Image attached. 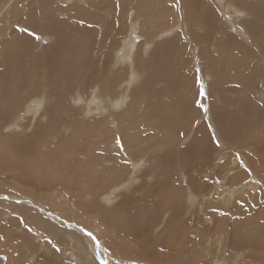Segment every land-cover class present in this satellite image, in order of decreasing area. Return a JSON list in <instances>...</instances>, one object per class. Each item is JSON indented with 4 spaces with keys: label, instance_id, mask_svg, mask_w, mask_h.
<instances>
[{
    "label": "rangeland",
    "instance_id": "374dc122",
    "mask_svg": "<svg viewBox=\"0 0 264 264\" xmlns=\"http://www.w3.org/2000/svg\"><path fill=\"white\" fill-rule=\"evenodd\" d=\"M30 1L31 0H26L25 1L26 3L24 4L17 2V5L18 4L19 5L16 7V9L12 10L9 13H6L7 14L6 17L10 15L12 16L10 18V21L12 22V24L7 30L6 36L8 37V32H10L11 29L13 30L11 31L15 32L16 34L12 35V38H10L9 40L10 46L7 44V49L5 51L12 50L11 47H13L14 52H16V54L18 53V55L19 54L23 55L25 60H23V66L19 68L16 61H13L12 64L2 63L1 62L3 61L2 60L3 55H2V58L0 59V72L1 74L7 76L8 78L4 79L5 80L4 83L0 82V89L4 93H6V96L2 100L0 98V102L2 101V106L0 105V109H2L6 113V116H7L9 113L12 112V110L9 108L10 104L15 103L19 98H21L20 92H29V93L35 94L41 91L42 87L45 88L47 94L50 96L51 101H53L54 103L53 104L54 107H52L53 109L51 108L49 110V114L51 115L52 119L49 122L50 124L47 126L46 125L44 126L42 122H39L38 120H36V117H38V112L35 114V119L29 125L27 124L28 122L23 121L24 127L22 126L21 128L17 130L14 129V131H10L6 129L5 128L6 123L4 121L0 123V150L6 160L5 163L4 161H0V176H3L2 178L3 186L1 185V181H0V209H1L0 210V213H1L0 214V245H2L0 246V264H1V261L3 262V264H14L15 262H16L15 264H27V263L33 264L32 262L33 259H35L36 261H39L38 259L40 258L41 260L47 259L45 260L46 263L48 262L50 264H79L75 260V256H72L70 254L69 255L65 254V251H64L66 250L65 246L66 247L68 246L76 247L78 245V243L76 244L73 240L71 241V238L69 239L68 237L69 235L67 236V234H70V233L72 234V236L82 238V240L85 241L86 243L88 242V244L91 243L90 244L91 248L90 249L88 248L90 250V255L88 257H91L94 259L98 258L99 264H111V263L113 264H148V263L151 264L148 260L147 261L144 260V258H146L147 255H145L144 253H140L141 251L139 250L142 248L141 245L134 246V244H132V241L133 240L135 241L136 239V241H138L136 243H139V244L140 243L144 244L147 242V248H148V245L152 246L153 244L151 243L152 242L155 243L157 239L160 245L161 243L163 244L164 239H167L169 236L168 226L176 225L175 223L177 224L182 223L181 218L183 220V218L186 215H188V211L190 209L194 211V216L196 217L199 214L201 215V216L199 215L200 217H203V216L205 217L206 215L211 214L212 212L215 213L216 215L214 214L212 216L213 224L210 225L211 227L214 225L215 221L218 220V218L220 217L219 218L220 227H218L217 229L215 228L216 231L223 230L222 232L223 234H228V235L234 234L236 237L237 236L239 237V241L242 239L241 241H243L242 243L244 246V251H243V248H241L243 252L239 256L240 261H237V254L234 253L230 249L231 248L230 244H227L224 248L221 249L223 256L225 258L228 257L227 258L228 262L224 261V264L226 263L233 264L234 260H236L234 264H258V261L254 258L255 256L260 257V253L263 256L261 260L263 264L264 248L263 249L260 248V243L264 242V238H261V237H264V228H263L264 226V221H263L264 219V161H263L264 159V150H263L264 149V140H263L264 135L263 136H260V135L264 134V122H263L264 121V70H262L264 67V62L259 61V55L252 50V47L250 46V44L247 43L246 40H244L241 36H239L238 43L236 44H239L240 46L238 48L233 47L229 45V42H230L229 37L226 36L222 32V30L216 31L215 34L203 38L201 45H199L196 49H194L193 46H194V43L195 45L197 43L192 42L188 38V34L187 35L185 34L186 35L185 36L184 34L181 33L182 34L181 36V34L173 35V33L169 32L170 34L168 33L167 35H165V37H162V38L160 36L158 38L159 40L157 39L154 43L151 41L150 43L152 44L148 45V47H151V48H148V47L146 48V46L142 47V45H141V48H139V43L142 41V38H139L138 40H134L132 37H129L130 39H126L122 41L125 44L124 46L126 47L124 48L123 44L120 43L119 45L120 47L118 46L117 48L119 50L116 49L114 51L115 54L113 53L112 55L113 61L112 62L108 61V63H106V55H105L106 53H104L103 50L106 47L108 46L111 47L113 45L112 44L114 41L113 38H115L114 35L116 31L115 29L116 25L114 26V24H116L117 18L120 19V15L118 16L116 13H114V10L112 9L109 10L110 7L115 8L116 6H118L120 10L123 12L125 10H129V11L134 10L135 14L137 13V15L139 14L142 16L143 18L142 23L144 22V19L150 22L149 24H147V28L150 27L148 31L155 33V32L162 31V28L166 22V19H168L167 18L168 15L165 16L164 14L160 15V13H156L155 15L152 16V15H149V12H155L159 9H162L163 7L165 8V7L171 6V4L169 5V3L172 2L173 0L172 1L161 0L160 4L156 6H153L152 4H150L148 0H147V3L146 1H143L144 3L143 2L140 4L138 3L136 5V6H139V5L141 6V10H143L141 12L138 10V7H134L135 5H132V4H131V7L128 9V2L130 0H127L128 1L127 3L125 0H124L125 2H121L122 0H97V1L96 0H78V2L82 4V5L80 4V7H79V4L74 3L70 6H67L68 8L64 4H62L60 0H32L33 1L32 6L29 8V12L26 13V8H28V4ZM113 1L114 2L117 1V3H114ZM82 2H85V3L89 2L90 4H85ZM100 4L102 5V7L100 6ZM93 5L97 7L92 8ZM21 8L24 10L23 11L24 13L21 12L22 11ZM135 8L140 13H138L135 10ZM149 8L151 10H149ZM18 9H20V11ZM104 10L105 12H103ZM28 13L30 14L28 15ZM30 15L34 17L33 18L34 20L29 19V18H32V17H28ZM129 15H130V12H129ZM163 15L165 17H163ZM36 16H39L40 19L42 17V20H40ZM35 20H37V23ZM152 21H154V23ZM161 21L162 23H160ZM61 22L63 23L65 30L68 31L69 33H67L64 30V28H62L63 25ZM40 23H43V24H40ZM102 23H104V25H102ZM45 24L48 25L49 31H53L55 33V36L65 35L67 41H69L67 43L69 46L66 44L62 48H57L60 51L59 56L56 57L51 62L50 65H47V56L49 52L43 51V48L46 47L49 44V42H51L49 35H44L42 33L45 30L44 28L47 27ZM229 24L230 23H227V25ZM94 27H96L98 31ZM113 27L114 29H112ZM231 29H233V27H231ZM85 30L86 32H84ZM112 30H114V33ZM71 31H73L74 33ZM177 32L178 30H176V33ZM82 35H84L85 38H82L84 37ZM123 35L124 34H122V36ZM1 38H0V47H1V43L5 40V37H3L2 39ZM72 38H75V39H72ZM153 38H156V36H154ZM76 39L78 42L82 40L83 44L86 43V45L83 46L82 42L80 41L78 43ZM108 43H111L112 45L111 44L109 45ZM127 43L128 45H126ZM157 43H160L162 46L159 47L157 50H155V45ZM223 43L225 44L223 45ZM132 44L136 47V49L135 47H133ZM176 44L178 45L179 48L177 47ZM213 44L215 46H213ZM169 45L171 46L169 47ZM77 46L78 47L81 46V47L77 48ZM202 46H206V49L203 48ZM68 47H69V50H68ZM82 47L84 50L82 49ZM85 47L86 48L88 47L89 49L87 48L88 50H86ZM215 47L219 49L218 53L215 50ZM130 48L132 50L131 53L132 54L135 53V56H138V58L135 59L136 65H138L144 71V76H143L141 83H139L137 86H135L130 91H128L129 93L126 92V94H124L126 86H127V81L129 80L128 72H129V69H131L130 65H125V62H126L125 60L129 55L128 52L130 51ZM149 49H150V52H148ZM126 51L128 55H126ZM14 52H12L11 54H13ZM118 52L120 53L121 56L118 54ZM239 54L241 55V57ZM161 55H163V57H161ZM207 56L209 57V59ZM103 58H105V60ZM224 58H228L229 60L231 59L230 61H228L231 63V65L228 64L227 62H224L225 60ZM98 59L100 61H98ZM143 59H148V60L147 62H142ZM78 60H80L81 62ZM86 60H88L89 62ZM205 60L208 62L206 63ZM73 61H75L77 65ZM148 61L151 63H149ZM156 61H160L163 63L157 64L159 62H156ZM101 63H104L103 64L104 66ZM109 63L111 65H107ZM152 63H154L155 65ZM91 64L93 65L91 66ZM75 65L77 67H75V69L72 68ZM79 65L83 67L80 66L81 67L80 68ZM86 67H88L89 70ZM119 67L121 69H119ZM260 67H262V69ZM101 71L103 72L102 74L100 73ZM112 72L118 76L115 78L114 76L116 75H113ZM86 74L89 75L90 80L87 77L88 75L86 76ZM209 74L213 75L212 81H214L215 83L214 85L210 84V79H209L210 77L208 76ZM101 75H104V76L100 77ZM105 75H107L108 77ZM96 76H99V78H96ZM155 77L156 78L158 77V78L155 79ZM106 78H109V80ZM102 79L103 80L105 79V80L103 81ZM101 81H103L104 83ZM110 81L111 82L113 81L112 82L113 85L111 84ZM58 83H59V87L57 88L58 85L56 84ZM95 83L96 84L98 83V84L96 85ZM101 84L103 85L104 90H101L102 89ZM201 84L203 85L204 95L200 94ZM110 87L112 88L110 89ZM62 88H64V91L62 90ZM106 88H109V89H106ZM181 90L183 94L180 92ZM120 92L121 94H119ZM63 94L67 96L65 97ZM73 94H75L76 96L77 95H80V96L84 95V97L86 96V98L89 99V101L93 105L97 103L95 101V98H97L96 94H98V97L100 99H102V97L104 96L103 101L108 102V105H110V106L105 107V108L109 107L108 110L104 108L106 110L105 114H100L99 118L96 116L95 117L96 119L91 118V119H95L96 121L86 120L88 117L82 113L83 115L80 116V119L82 118L81 127H84L85 125L86 129L88 130V133L86 134L83 140L79 138L82 128L75 127V133L71 135L68 131L65 130V127H64L65 125H63V124L69 123L68 122L69 114L77 113V110L75 111V107L72 103H70L69 97H68L69 95H73ZM179 94H182V96ZM108 95L111 98L110 97L107 98L106 96ZM58 96L62 98L65 104H63V102L61 104L60 102L56 101V98ZM119 96L121 97V99ZM35 97H36L35 95H28L26 97V101L30 99H34ZM176 100H178L180 104L177 103ZM110 102L114 103V106H112ZM117 104L119 105L117 106ZM55 108H57L58 112L57 110H55ZM173 109L175 110L172 111ZM109 110L112 112H110ZM63 112L67 114L64 115ZM119 112L121 113L123 112L122 113L123 115H121V113L119 114ZM122 116H125V117H122ZM149 116L151 117V119L149 118ZM14 118L15 120L16 119L21 120V117L18 116V114H14ZM101 118L105 122H101L102 121ZM109 119L111 122L109 121ZM145 119L148 122L147 124H145L146 123ZM221 121H224L226 128L223 125H221L222 124ZM249 121L251 124L249 123ZM248 123H249V127L247 125ZM102 124L105 126L101 127ZM149 124L151 127L149 126L147 127V125ZM92 126L93 128H91ZM220 126L224 127L228 131L226 135L220 132V129H219ZM147 128L148 129L150 128L151 130L150 129L148 130ZM86 129L84 130L86 131ZM130 129H132L133 133H131L132 131ZM192 132H194L195 134L190 135ZM3 133H6V134L1 135ZM97 133H98V136H97ZM112 133L114 134L113 136H111ZM148 133L151 136H149ZM152 133L153 134L155 133V134L153 135ZM180 133H182V135H180ZM126 136L129 139L126 138ZM34 137H36L37 142H33V143L27 142L29 139H32ZM113 137L115 139H113ZM116 137H118L117 141L119 142L122 148L118 151L119 161L118 160L115 161L117 165L119 166L117 170V172L119 173V176L117 179L121 178L123 180L122 182L128 181L127 183H123L124 185H122L120 189L125 190L127 189L128 186H131L134 189L140 183L144 186V190L142 192L131 191L130 193L131 199L127 200L126 199L128 198L127 196H125L126 198L124 197L126 201L119 199L118 206L114 208L112 211L106 212V215L104 216L105 218L106 217L109 218V222L111 223V226L114 225V228H115L114 235H116V237L118 236L117 240L113 239V241L115 242V246H118L120 242L121 244H123L120 246L121 249L123 250H129L130 248L131 249L134 248L136 249V251H139L136 253L128 252V255H121L122 253L121 249L115 248V250L119 252L118 256L115 257L112 255L113 260H110L107 257V253L105 252V250H103V247H102L105 245L108 246V243L111 242L109 238L112 236L109 233L105 237H103V235L97 236L96 234H94L93 231H90V228L88 226H91V223L89 221L87 222L88 225L85 222H83V226H85L84 228L82 227L81 224H79V222H74L65 217L59 216L61 213H67L68 217L75 219L77 211H78L79 214L77 215V220H80V219L85 220L84 211L86 208L89 209L90 208L89 206L92 205V204H87L85 206L77 207L70 197V194L75 192L71 188L70 185L68 187L69 191L66 194H64L63 198H61V200L59 201L60 205L58 206L59 208L58 210H60V212L58 215V213H55L54 205L51 201H46L42 199V200H34V203H29L26 200L24 201V199L29 200L30 198L18 193L15 190H12L9 187H5V185L10 183V178L12 176H11V173L2 171L1 168H5L8 165H16L18 166V169H16V172H15L16 174L14 173L13 170L11 171L12 174L14 175L13 177L22 178L23 176H20V174L21 175L27 174L28 179H30L33 176H31V174L24 167V164H22V161L30 163L33 156H36L38 161L41 160L43 162H46V157L49 154H52L51 152L52 147L54 146L53 151L55 152L56 149L58 148V145H60V147L65 145L69 147L68 149H75V148L79 149V146H81L79 150L83 152H86L88 150L87 152H89L91 157L95 156L98 159H100L101 157L103 158L109 157V156L114 155V152L112 153L110 152L112 149L110 147L111 142H109V138H111L112 140H116ZM259 139L262 141L261 143ZM217 141L220 143L217 144ZM179 142L181 144H179ZM122 143H124L125 145L124 144L122 145ZM132 143H135V144L132 145ZM155 143L157 145L159 144V146H156V148H155V145H156ZM144 144L145 146H143ZM225 144H228V145H225ZM98 145L99 147L102 146L100 152H99V149L96 148V146ZM231 145H234L236 149H231L230 153H236L238 156H240L239 158H237L236 154L229 153L228 146H231ZM258 146H260V148ZM109 147H110V150H109ZM95 148L98 150H96ZM32 149H36L37 151L41 150L40 153H44V154H40V153L29 154V151H31ZM22 151H26L28 153L25 158H23L21 155ZM129 151L130 152L134 151L132 153L133 155L143 154L145 157V160L136 168L137 174L136 173L134 174L133 164L135 163V161L133 160V156L130 154ZM164 151H166L165 155L167 157L164 155ZM242 151H244L247 155H245V153H243ZM94 152L97 153V156H96V153ZM106 152H108L109 154ZM175 152H178V153H175ZM17 153H19V156L17 155ZM104 153H106L107 155H104ZM255 153L257 154V156L259 155V157L261 156L263 158L262 159L260 157L262 162L261 160L258 159L259 157H257ZM119 155L120 156L122 155V157H120ZM190 155H192V157ZM251 155L253 158H251ZM83 159L87 160L88 158L83 157ZM204 159L205 161H202ZM254 159L256 161H254ZM206 160L207 161L209 160V161L206 162ZM121 161H124V162L122 163ZM165 161H166V165L164 163ZM198 161L199 163H201V165L198 164ZM213 161H214V164H213ZM125 162L127 163L125 164ZM202 162L203 164L206 163L207 165H205L204 167ZM223 162L225 163V165H222ZM86 163L87 162H85V164ZM119 163H121L122 166ZM251 163H254V164H251ZM107 164L109 163H106L105 166ZM255 164H257L256 165L257 170L254 171V169L256 168ZM176 165L179 167H177ZM198 165L201 168H199ZM216 165H218L219 167L215 168ZM230 165L232 168L230 167ZM241 165L242 167H239ZM252 165L255 166V168ZM123 166L125 168L122 169ZM128 166L130 167L132 166V167L130 168ZM140 166L142 167L139 168ZM251 166L253 167V169L251 168ZM234 167L236 168L234 169ZM202 168H204V170ZM230 168H231V172H235L236 174V176L234 175L233 178L231 175H233L234 173H229L230 172L229 170L226 171L227 169H230ZM124 169L126 171H124ZM248 169L249 170L251 169L252 172L250 171L251 173L250 172L248 173L247 171ZM238 170L239 171L241 170V173H240L241 175H239ZM192 171L193 173L191 174ZM221 171L222 173L225 172L226 175H224L225 173L222 174ZM210 172L213 173L214 175L212 174L210 175ZM105 173L106 171H104L103 173L104 176H105ZM121 173L123 174L120 175ZM198 174L201 176L198 177L199 176ZM160 175H163V176H160ZM192 175H195V176H192ZM129 176L130 177L137 176V177L131 180ZM196 176L198 178H196ZM239 176H242L243 178H239ZM91 177L93 179H101L103 176H97V175L89 176V180L91 179ZM150 177H152V179ZM252 177H255L254 181H257L255 182L256 184L254 185L255 187L252 186V183H254V181L249 180V178L252 179ZM139 179L140 181L137 182V180ZM145 180L148 182H146ZM159 180H160V184H162L161 186L158 183ZM60 181L61 179L59 178L58 183ZM84 181H86L87 184L89 185V182L86 179H84ZM149 181H151L152 183H150ZM196 181L199 184L197 183L196 185ZM102 182L104 183V181ZM192 182H194V185H192L193 184ZM201 182L203 183V188L201 187L202 186ZM145 184L147 185V188ZM163 184L165 185L164 187H163ZM188 186L190 189L188 188ZM218 187L222 189L224 194H227L228 192L235 193V195L233 196V200L235 201L233 202L234 204L232 205V207H234L236 211H231L230 205L229 207L225 205L223 207L222 204L221 205L218 204V207H217V205L214 204L213 200L211 201V203H213L214 205L210 203L209 205H202L203 204L202 198L208 196L211 193L215 194L216 189ZM252 187L256 189L254 188L251 189ZM234 189L238 193H236ZM240 189H242L243 191L245 190V191L239 192L241 191ZM257 189H259V191ZM161 190L163 191L161 192ZM209 190L211 191L213 190V191L211 192ZM253 190L254 192H252ZM88 191L95 192V189L91 186H88ZM192 192L195 193L194 197L192 195ZM190 193L191 195H189ZM206 193H208V195ZM258 193L260 197L258 196ZM175 196H177V200L175 199ZM238 196H241V197H238ZM189 198H191L194 201L193 202L194 204L191 207L189 206V203H187L188 200H190ZM76 199L79 200V196H77ZM155 201H157V203ZM38 205H40L41 207ZM199 206L201 208H199ZM24 209H26L27 211H33V213L30 212L29 214V212H26ZM142 209H144L145 211L144 210L140 211ZM7 210L9 211L7 212ZM217 213L218 214L220 213V215H218ZM39 214H40V217H37L39 216ZM239 215L243 218L241 227L237 223L238 221H240V219H238L237 221V217ZM29 216L31 220L30 219L28 220ZM129 216L130 218H128ZM174 217H176L177 219H174ZM231 219L232 220L235 219L234 223H229L232 221ZM143 221L145 222L142 223ZM261 221L263 223H261ZM223 223H226V224L228 223V224L226 225ZM142 224L146 226L143 227ZM156 224H158L159 227L160 226L161 227L157 228ZM233 225L237 226L239 229L237 227L231 228L230 226H233ZM126 227H131L130 231L132 234L129 235L127 232L124 231ZM58 228L60 230H58ZM207 229H208L207 226L205 227V225L203 224L200 227V229L196 231H190L188 233V238L194 239L195 237L196 241L193 242L191 240H188L187 241V244L189 243L188 247H184V248H182L183 246L179 247L180 249L182 248L180 251V257L182 258L183 264H190L189 261L192 262V264H212V263L217 262V260H215L216 257L214 254L220 252V247L217 249V247L213 243L212 244H210L209 242L206 243L207 241L204 242L202 239L197 240V238L206 237L208 233ZM40 231H42L43 235H40L39 233ZM178 231L179 233L173 236L171 240L168 241V244H171V245L176 244L178 242L177 239L180 240L182 232H186L180 229H178ZM87 232H91L93 237H95V239L88 236ZM83 237L86 239H83ZM185 237L186 235L182 237L183 241H185ZM144 239L145 240L147 239V240L145 241ZM244 239H248V240L244 241ZM250 240L253 241L254 243L249 242ZM255 243L257 244V247H255L256 246ZM22 248L24 249L23 251H22ZM57 248L59 249V251H57ZM152 251L156 252V250L154 249H150L147 252L153 253ZM256 252L257 254H255ZM66 253H67V250H66ZM34 254H35V257H34ZM251 254H253V256L249 258V255ZM32 256L34 258H32ZM12 258H14V260L12 263H10ZM116 261H118V263H116ZM86 264H87V261H86Z\"/></svg>",
    "mask_w": 264,
    "mask_h": 264
},
{
    "label": "bare ground",
    "instance_id": "6f19581e",
    "mask_svg": "<svg viewBox=\"0 0 264 264\" xmlns=\"http://www.w3.org/2000/svg\"><path fill=\"white\" fill-rule=\"evenodd\" d=\"M26 1V0H25ZM24 0H0V38L3 36L5 37V40L1 43V47H0V59L2 58V55H3V61H1L2 63H9V64H12L13 61H16L17 65L19 66V68H21L23 66V60L24 59V56L19 54L18 53L16 54V52H14L13 50V47H11L12 50H7V44L10 46V43H9V40L10 38H12V35H15L16 33L15 32H12L10 30V32H8V37L6 36V33H7V30L9 29V27L11 26L12 22L10 21V18L12 17L11 15L6 17V13H9L11 12L12 10L16 9V7L19 5H17V2H20L22 4L26 3ZM97 1V0H96ZM126 3L128 2L127 0H125ZM124 0H122L121 2H125ZM143 1H146L147 3V0H130L128 2V9L131 7V4L132 5H135L134 7H138V10L141 12L143 10H141V6H136L138 3H142ZM150 4H152L153 6H156V5H159L161 0H148ZM169 1H172V0H169ZM60 2H62V4H64L66 7L67 6H70L74 3H77L79 4V7H80V2H78V0H60ZM95 2V1H94ZM111 2V1H110ZM108 2V3H110ZM114 2V1H113ZM32 3L33 1L31 0L28 4V8H26V13L29 12V8L32 6ZM82 3H85V2H82ZM112 3V2H111ZM114 3H117L114 2ZM144 3V2H143ZM85 4H90L89 2L85 3ZM171 4V6H168V7H163L162 9H159L155 12H149V15H155L156 13H160L161 14H164L165 16H167L168 19H166V22L162 28V31L161 32H155V33H152L150 31H148V29L150 28H147V24H149L150 22L146 21V19H144V22L142 23V16L141 15H137V13L135 14V11L134 10H125L124 12L120 10V8L118 6H116L115 8H109V10H114V13H116L118 16L120 15V19L117 18V21H116V24H114V26L116 25L115 29V38L113 43L111 41V43H108L109 45L111 44L112 46H107L103 52L106 53V63H108V61L112 62L113 61V58H112V55L114 53V51L118 48V46L120 45V43L123 44V46L125 45L122 41L126 40V39H130L129 37H132L134 40H138L139 38H142V41L139 43V48H141V45L142 47H145L146 48L148 47V45L152 44L150 43L151 41L154 43L160 36L161 38L162 37H165V35H167L169 32L173 33V35H176V34H188V38L192 41V42H196L197 44L195 45L194 43V46L193 48L196 49L199 45H201V42H202V39L205 38V37H208V36H211L213 34L216 33V31H220L222 30V32L229 37V45L233 46V47H239L240 45L239 44H236L238 43V40H239V36H241L244 40H246L247 43L250 44V46L252 47V50L254 52H256L258 55H259V61L261 62H264V0H173L172 2L169 3V5ZM76 5V4H75ZM82 5V4H81ZM117 5V4H116ZM124 5V4H122ZM100 6L102 7V5L100 4ZM151 6V5H150ZM82 7V6H81ZM95 6L93 5L92 8H94ZM97 7V6H96ZM95 7V8H96ZM100 7V8H101ZM105 7V6H103ZM68 8V7H67ZM99 8V9H100ZM106 8V9H107ZM125 8V6H124ZM152 8V7H151ZM22 9V8H21ZM87 9V8H86ZM90 9V8H89ZM105 9V8H104ZM122 9V7H121ZM127 9V8H126ZM134 9V8H133ZM147 9V8H146ZM20 11V9H18ZM17 10V12H18ZM75 10V9H74ZM80 10V9H79ZM102 10V9H101ZM136 10V8H135ZM138 10H136L138 12ZM149 10H151L149 8ZM16 11V10H15ZM24 10L22 9L21 12H23ZM16 12V13H17ZM59 12V11H58ZM105 12V10L103 11ZM129 12H130V15H129ZM134 12V13H133ZM138 12V13H140ZM167 12V13H165ZM24 13V12H23ZM92 13V12H91ZM94 13V12H93ZM111 13V11H110ZM30 13H28L29 15ZM35 14V13H34ZM72 14V13H71ZM39 15V14H38ZM163 15V17H165ZM20 16V15H19ZM25 16V14H24ZM74 16V15H73ZM83 16V15H81ZM107 16V15H106ZM110 16V15H109ZM15 17V16H14ZM23 17V15H22ZM28 17H32V15L28 16ZM39 18V16H36ZM104 17V16H103ZM158 17V16H157ZM20 18V17H19ZM34 17L32 18H29V19H33ZM37 18V20H38ZM80 18V17H79ZM159 18V17H158ZM13 19V18H12ZM25 19V18H24ZM40 19V18H39ZM70 19V18H69ZM112 19V18H111ZM15 20V19H14ZM34 20V19H33ZM37 20L36 23H37ZM42 20V17L41 19ZM71 20V19H70ZM73 20V19H72ZM116 20V19H115ZM114 20V21H115ZM67 21V20H66ZM150 21V20H149ZM31 22V21H30ZM34 22V21H33ZM40 22V21H39ZM64 22V21H63ZM95 22V21H94ZM98 22V21H97ZM154 23V21H152ZM157 22V21H156ZM46 23V22H45ZM62 23V22H61ZM162 23V21L160 22ZM227 23H230L229 25H227ZM40 24H43V23H40ZM152 24V23H151ZM46 25V24H45ZM44 25V26H45ZM50 25V24H49ZM63 25V23H62ZM73 25V24H72ZM97 25V24H96ZM100 25V24H99ZM98 25V26H99ZM102 25H104V23H102ZM153 25V24H152ZM233 27V29H231V27ZM47 27H45L44 31L42 32L44 35H49L50 37V40L51 42H49V44L43 48V51H48L49 54L47 56V65H50L51 62L59 56V50L57 48H62L63 46H65L69 41H67L66 39V36L65 35H60V36H55V33L53 31H49V27L48 25H46ZM238 26V27H237ZM97 27V26H96ZM96 27H94L96 29ZM111 27V26H110ZM52 28V27H51ZM59 28V27H58ZM56 28V29H58ZM62 28H64L65 30V27L64 25L62 26ZM80 28V27H79ZM78 28V29H79ZM160 28V27H159ZM179 28V29H178ZM54 29V28H53ZM67 29V28H66ZM85 29V28H84ZM101 29V28H100ZM114 29V27L112 28ZM63 30V32H64ZM68 30V29H67ZM92 30V29H91ZM98 31V29H96ZM176 30H178V32L176 33ZM41 31V30H40ZM66 31V30H65ZM94 31V30H93ZM109 31V30H107ZM113 33H114V30H112ZM155 31V30H154ZM157 31V30H156ZM188 31V32H187ZM58 32V31H57ZM67 33H69L68 31H66ZM73 32V31H71ZM86 32V30L84 31ZM96 32V31H95ZM74 33V32H73ZM72 33V34H73ZM219 33V32H218ZM244 33V34H242ZM60 34V33H59ZM65 34V33H64ZM112 34V32H111ZM122 34H124L122 36ZM154 34V35H153ZM156 34V35H155ZM170 34V33H169ZM181 34V36H182ZM69 35V34H67ZM71 35V33H70ZM90 35V34H89ZM98 35V34H97ZM100 35V34H99ZM102 35V34H101ZM131 35V36H130ZM185 35V36H186ZM74 36V35H73ZM84 36V35H82ZM106 36V35H105ZM104 36V37H105ZM154 36H156V38H153ZM218 36V35H217ZM2 37V38H3ZM107 37V36H106ZM111 37V36H110ZM167 37V36H166ZM1 38V39H2ZM82 38H85L82 37ZM72 39H75V38H72ZM100 39V38H99ZM106 39V38H105ZM132 39V40H133ZM209 39V38H208ZM90 40V39H89ZM108 40V38H107ZM159 40V39H158ZM206 40V39H205ZM226 40V38H225ZM75 41V40H74ZM77 41V39H76ZM82 42V40H80ZM79 41V42H80ZM100 41V40H99ZM110 41V40H109ZM171 41V40H170ZM242 41V40H241ZM78 42V41H77ZM78 42V43H79ZM88 42V40H87ZM91 42V41H90ZM126 42V41H125ZM169 42V41H168ZM245 42V43H246ZM76 43V42H75ZM99 43V42H98ZM214 43V42H213ZM83 44V42H82ZM81 44V46H82ZM225 43H223L224 45ZM68 45V44H67ZM75 45V44H74ZM85 44H83V46H85ZM97 45V44H96ZM102 45V44H101ZM106 45V44H104ZM128 45V43L126 44ZM133 45V44H132ZM138 45V44H137ZM175 45V44H174ZM177 45V44H176ZM69 46V45H68ZM80 46V47H81ZM90 46V45H89ZM98 46V45H97ZM162 45L160 43H157L155 45V50H157L159 47H161ZM171 45H169L170 47ZM192 46V45H191ZM213 46H215L213 44ZM77 46V48H80ZM120 47V46H119ZM126 46H124L125 48ZM128 47V46H127ZM133 47H135L133 45ZM168 47V49H169ZM178 47V45H177ZM203 48L206 49V46H202ZM210 47V46H209ZM86 48V47H85ZM88 48V47H87ZM86 48V50H88ZM99 48V47H98ZM148 48H151V47H148ZM179 48V47H178ZM83 49V47H82ZM133 49V48H132ZM136 49V47H135ZM166 49V48H165ZM167 49V50H168ZM181 49V48H180ZM192 49V48H190ZM218 48L215 47V50L217 51V53L219 52V49L217 50ZM248 49V48H247ZM68 50H69V47H68ZM84 50V49H83ZM91 50V49H90ZM119 50V49H117ZM121 50V49H120ZM127 50V49H125ZM161 50V49H159ZM179 50V49H178ZM177 50V51H178ZM188 50V49H187ZM14 52L13 54H11L12 52ZM76 51V50H75ZM92 51V50H91ZM96 51V50H95ZM129 51V49H128ZM147 51V49H146ZM93 52V51H92ZM91 52V53H92ZM117 52V51H116ZM120 52V51H119ZM118 52V54L120 55V53ZM132 50L130 48V51L128 52L129 55L127 54V51H126V55H128V57L126 58V62H125V65H130L131 69H129V72H128V78L129 80L127 81V86H126V89H125V93L130 91L132 88H134L135 86H137L139 83H141L142 79H143V76H144V71L138 66L136 65V61L135 59L138 58V56H135V53L132 54L131 53ZM148 52H150V49L148 50ZM156 52V51H155ZM167 52V51H166ZM172 52V51H171ZM241 52V51H240ZM72 53V52H71ZM70 53V54H71ZM74 53V52H73ZM98 53V52H97ZM123 53V52H122ZM146 53V52H145ZM158 53V52H157ZM170 53V52H169ZM209 53V52H208ZM237 53V52H235ZM90 54V53H89ZM115 54V53H114ZM149 54V53H148ZM147 54V56H148ZM154 54V53H153ZM176 54V53H174ZM193 54V52H192ZM196 54V53H195ZM212 54V53H211ZM229 54V53H228ZM72 55V54H71ZM78 55V54H77ZM94 55V54H93ZM125 55V54H124ZM182 55V54H181ZM198 55V54H197ZM209 55V54H208ZM240 55V54H239ZM95 56V55H94ZM104 56V55H103ZM102 56V57H103ZM118 56V55H117ZM121 56V55H120ZM119 56V58H120ZM158 56V55H157ZM171 56V55H170ZM174 56V55H173ZM196 56V55H195ZM194 56V57H195ZM27 57V56H26ZM43 57V56H42ZM89 57V56H87ZM125 57V56H124ZM123 57V58H124ZM159 57V56H158ZM161 57H163V55H161ZM208 57V56H207ZM239 57V56H238ZM241 57V55H240ZM118 58V57H117ZM174 58V57H173ZM44 59V58H43ZM73 59V58H72ZM79 59V58H78ZM88 59V58H87ZM102 59V58H101ZM105 60V58H103ZM125 59V58H124ZM209 59V57H208ZM207 59V60H208ZM224 62H227L228 64L231 65L230 61L228 58H224ZM233 59V58H232ZM89 60V59H88ZM86 60V61H88ZM120 60V59H118ZM122 60V59H121ZM148 59H143L142 62H147ZM151 60V59H150ZM166 60V59H165ZM235 60V59H234ZM58 61V60H57ZM80 61V60H78ZM91 61V60H90ZM95 61V60H94ZM98 61H100L98 59ZM164 61V60H163ZM75 62V61H73ZM81 62V61H80ZM89 62V61H88ZM141 62V61H140ZM149 62V61H148ZM156 62H159L157 64H160V63H163V62H160V61H156ZM167 62V61H166ZM205 62L207 63L208 61L205 60ZM79 63V62H77ZM151 63V62H149ZM165 63V62H164ZM198 63V62H197ZM259 63V62H257ZM42 64V63H41ZM76 64V62H75ZM96 64V63H95ZM98 64V63H97ZM102 65L104 63H101ZM154 64V63H152ZM172 64V63H171ZM200 64V62H199ZM74 65V64H73ZM77 65V64H76ZM73 66L72 68L75 69V67L77 66ZM93 64H91L92 66ZM99 65V64H98ZM107 65H111L110 63L107 64ZM155 65V64H154ZM170 65V64H169ZM81 65H79L80 67ZM96 66V65H95ZM104 66V65H103ZM262 66V65H260ZM83 67V66H81ZM80 67V68H81ZM101 67V65H100ZM118 67V66H117ZM121 67V66H120ZM119 67V69H121ZM124 67V66H123ZM127 67V66H126ZM157 67V66H156ZM167 67V66H166ZM88 69V67H86ZM96 68V67H95ZM110 68V67H109ZM236 68V67H235ZM262 69V67H260ZM111 69V68H110ZM117 69V68H115ZM146 69V68H145ZM165 69V68H164ZM174 69V68H173ZM172 69V70H173ZM198 69V68H196ZM89 70V69H88ZM102 70V69H101ZM147 70V69H146ZM175 70V69H174ZM264 70V67L263 69ZM72 71V70H71ZM92 71V70H91ZM149 71V69H148ZM198 71V70H197ZM79 72V71H78ZM86 72V71H85ZM84 72V73H85ZM89 72V71H88ZM155 72V71H154ZM199 72V71H198ZM197 72V73H198ZM101 74L103 73L102 71L100 72ZM105 73V72H104ZM113 73V72H112ZM120 73V72H119ZM124 73V72H123ZM77 74V72H76ZM81 74V73H80ZM79 74V75H80ZM89 74V73H88ZM86 74V76L88 75ZM98 74V73H97ZM148 74V73H147ZM201 74V73H200ZM69 75V74H68ZM109 75V74H108ZM111 75V74H110ZM113 75H116L113 73ZM120 75V74H119ZM199 75V74H198ZM85 76V77H86ZM104 75H101L100 77H103ZM107 76V75H105ZM118 75L114 76L115 78L117 77ZM121 76V75H120ZM123 76V75H122ZM151 76V75H150ZM156 76V75H155ZM210 78V84H215L214 81H212V77L213 75L212 74H209L208 75ZM233 76V75H232ZM89 78V75L87 76ZM86 77V78H87ZM91 77V76H90ZM108 77V76H107ZM113 77V78H114ZM8 78L7 76L1 74L0 72V82L4 83L5 80ZM96 78H99V76H96ZM110 78V77H109ZM109 78H106L109 80ZM111 78V79H113ZM120 78V77H119ZM118 78V79H119ZM158 78V77H157ZM155 77V79H157ZM94 79V78H93ZM110 79V80H111ZM126 79V78H125ZM160 79V78H159ZM234 79V78H233ZM90 80V78H89ZM99 80V79H98ZM101 80V79H100ZM103 80V79H102ZM105 80V79H104ZM103 80V81H104ZM93 81V80H92ZM101 81V82H103ZM114 81V80H113ZM112 81V82H113ZM120 81V80H119ZM111 82V81H110ZM111 82V84H112ZM125 82V81H124ZM197 82V81H196ZM104 83V82H103ZM157 83V82H156ZM200 83V82H199ZM50 84V83H48ZM96 84V83H95ZM98 84V83H97ZM96 84V85H97ZM117 84V83H116ZM54 85V83H53ZM58 85L57 88L59 87V83L56 84ZM74 85V84H73ZM102 85V84H101ZM100 85V86H101ZM105 85V84H104ZM113 85V84H112ZM158 85V84H157ZM185 85V84H184ZM197 85V84H196ZM50 86V85H49ZM111 86V85H110ZM84 87V86H83ZM93 87V86H92ZM91 87V88H92ZM108 87V86H107ZM115 87V86H114ZM119 87V86H118ZM166 87V86H165ZM70 88V87H69ZM90 88V87H89ZM94 88V87H93ZM97 88V87H96ZM105 88V87H104ZM112 87H110L111 89ZM123 88V87H122ZM98 89V88H97ZM106 89H109V88H106ZM118 89V88H117ZM183 89V88H182ZM62 90L64 91V88H62ZM66 90V89H65ZM90 90V89H88ZM94 90V89H93ZM101 90H104L103 89V85H102V89ZM122 90V89H121ZM33 91V90H32ZM74 91V90H72ZM116 91V90H114ZM119 91V90H118ZM103 92V91H102ZM101 92V93H102ZM105 92V91H104ZM109 92V91H108ZM107 92V93H108ZM122 92V91H121ZM121 92L119 94H121ZM182 93V90L180 91ZM54 93V92H53ZM56 93V92H55ZM64 93V92H62ZM84 93V92H83ZM82 93V94H83ZM97 93V92H96ZM115 93V92H114ZM129 93V92H128ZM217 93V92H216ZM61 94V93H60ZM81 94V95H82ZM105 94V93H104ZM113 94V92H112ZM111 94V95H112ZM183 94V93H182ZM182 94H179L182 96ZM28 95H35L36 97L34 99H30L28 101H26V97ZM58 95V94H56ZM64 95V94H63ZM92 95V94H91ZM90 95V96H91ZM97 95V98H95V101L97 102L96 104H91V102L89 101V99L86 98V96L84 97L83 96H80V95H69V101L70 103H72L75 107V111L77 110V113H74V114H69L68 117H69V120L67 124H63L65 125V130L68 131L71 135H73L75 133V127L78 128H82L81 132H80V135H79V138H81L82 140L85 138L86 134L88 133V130L86 129V126L84 125V127H81V121H82V118L80 119V116H82L83 114L85 116H87L88 118L86 120H95L96 116L99 118V115L100 114H105L106 113V110L105 109H109L108 108H105L107 106H110L108 105V102H104L103 101V97L102 99H100L98 97V94ZM101 95V94H100ZM128 95V94H127ZM154 95V94H153ZM6 96V93H4L1 89H0V98L1 100ZM20 96L21 98H19L15 103L13 104H10V109L12 110L11 113H9L7 116H6V113L0 109V123L2 121H4L6 123L5 125V128L10 130V131H14V129H19L23 126V121H26L28 122L27 124L29 125L34 119H35V114L38 112V117H36V120H38L39 122H42V124L45 126L49 125L52 117L51 115L49 114V110L54 107L53 106V101H51V98L50 96L47 94L46 90L44 87L41 88V91H39L38 93H35V94H32V93H29V92H20ZM65 96V95H64ZM67 96V95H66ZM65 96V97H66ZM129 96V95H128ZM67 97V98H68ZM95 97V96H94ZM107 98L110 97L109 95L106 96ZM105 97V99H106ZM120 97V96H119ZM180 97V96H178ZM66 98V99H67ZM90 98V97H89ZM111 98V97H110ZM113 98V97H112ZM123 98V97H122ZM125 98V96H124ZM145 98V97H144ZM182 98V97H180ZM65 99V101H66ZM116 99V97H115ZM121 99V97H120ZM129 99V98H127ZM176 99V98H175ZM94 100V99H93ZM113 100V99H112ZM56 101L60 102L62 104L63 100L61 97H57L56 98ZM110 101V100H108ZM125 101V100H124ZM170 101V100H169ZM172 101V100H171ZM177 103L178 100H176ZM175 101V102H176ZM180 101V100H179ZM117 102V101H116ZM121 102V101H120ZM127 102V101H126ZM149 102V101H147ZM186 102V101H184ZM131 103V102H130ZM134 103V102H133ZM132 103V104H133ZM183 103V102H182ZM63 104H65L63 102ZM110 104L112 106H114V103H111ZM121 104V103H120ZM131 104V105H132ZM136 104V103H135ZM176 104V103H175ZM180 104V103H179ZM0 105L2 106V101L0 102ZM116 105V103H115ZM119 104H117L118 106ZM142 105V104H141ZM155 105V104H154ZM66 106V105H65ZM70 106V104H69ZM111 106V107H112ZM123 106V105H122ZM147 106V105H146ZM137 107V106H136ZM105 108V109H104ZM122 108V107H121ZM120 108V109H121ZM53 109V108H52ZM134 109V108H133ZM132 109V110H133ZM156 109V108H155ZM214 109V108H213ZM55 110H57V108H55ZM111 110V108H110ZM109 110V111H110ZM130 110V109H129ZM175 109H173L172 111H174ZM62 111V110H61ZM135 111V110H134ZM152 111V110H151ZM177 111V109H176ZM175 111V112H176ZM58 112V110H57ZM112 112V111H110ZM64 113V112H63ZM81 115H80V114ZM83 113V114H82ZM118 113V112H117ZM121 112H119L120 114ZM123 113V112H122ZM121 113V115H123ZM153 113V112H152ZM169 113V112H168ZM14 114H18V116L21 117V120L19 119H16L14 118ZM62 114V113H61ZM67 114V113H64V115ZM167 114V113H166ZM118 116V115H117ZM130 116V115H129ZM151 116V115H150ZM149 116V118L151 119V117ZM59 117V116H58ZM57 117V118H58ZM122 117H125V116H122ZM121 117V118H122ZM226 117V116H225ZM84 118V117H83ZM91 118H95V119H91ZM116 118V117H115ZM147 118V117H146ZM232 118V117H231ZM229 119V118H228ZM58 120V119H57ZM66 120V119H64ZM102 120V118H101ZM120 120V119H119ZM146 120V119H145ZM96 121V120H95ZM99 121V120H98ZM97 121V122H98ZM108 121V120H107ZM110 121V119H109ZM108 121V122H109ZM117 121V120H116ZM149 121V120H148ZM211 121V120H210ZM229 121V120H228ZM55 122V120H54ZM85 122V121H84ZM89 122V121H88ZM87 122V123H88ZM101 122H105V121H101ZM100 122V123H101ZM111 122V121H110ZM145 122V121H144ZM222 124L224 127H225V123L224 121H221ZM264 122V121H263ZM57 123V122H56ZM86 123V124H87ZM107 123V122H106ZM113 123V122H112ZM128 123V122H127ZM147 120H146V123L147 124ZM199 123V122H198ZM250 123V121H249ZM249 123L247 124L248 127H249ZM59 124V123H58ZM151 124V123H150ZM149 125H147V127H151ZM195 124V123H194ZM208 124V123H207ZM251 124V123H250ZM57 125V124H56ZM112 125V124H110ZM118 125V124H116ZM256 125V124H255ZM98 126V124H97ZM105 125L102 124L101 127H104ZM139 126V125H138ZM209 126V125H208ZM228 126V125H227ZM236 126V124H235ZM234 126V128H235ZM24 127V126H23ZM63 127V129H64ZM89 127V126H88ZM145 127V126H144ZM153 127V126H152ZM224 127H219L220 129V132L222 134H227L228 131L224 128ZM93 128V126L91 127ZM116 128V126H115ZM140 128V127H139ZM172 128V127H171ZM193 128V127H192ZM210 128V127H209ZM28 129V128H27ZM86 129V131L84 130ZM90 129V128H89ZM128 129V128H127ZM137 129V128H136ZM142 129V127H141ZM148 129V128H147ZM145 129V130H147ZM150 129V128H149ZM148 129V130H149ZM238 129V128H237ZM245 129V128H244ZM92 130V129H91ZM126 130V129H125ZM132 131V129H130ZM144 130V129H143ZM151 130V129H150ZM155 130V129H154ZM157 130V129H156ZM86 133H85V132ZM113 131V130H112ZM127 131V130H126ZM194 131V130H193ZM248 131V129H247ZM94 132V131H93ZM108 132V131H107ZM139 132V130H138ZM151 132V131H150ZM209 132V131H208ZM261 132V131H260ZM263 132V131H262ZM133 133V131L131 132ZM217 133V131H216ZM6 133H3L1 135H5ZM149 134V133H148ZM153 134V133H152ZM155 134V133H154ZM153 134V135H154ZM188 134V132H187ZM192 134H195L194 132H192L190 135ZM261 134V133H260ZM90 135V133H89ZM88 135V136H89ZM114 134L112 133L111 136H113ZM142 135V134H141ZM145 135V134H144ZM180 135H182V133H180ZM217 135V134H216ZM256 135V134H255ZM264 134L260 135V136H263ZM38 136V135H37ZM87 136V137H88ZM97 136H98V133H97ZM100 136V135H99ZM122 136V135H121ZM148 136V135H147ZM149 136H151L149 134ZM91 137V136H90ZM95 137V136H94ZM136 137V136H135ZM182 137V136H181ZM180 137V138H181ZM96 138V137H95ZM112 138V137H111ZM111 138H109V142L110 143V147H111V153L114 152V155L112 156H109V157H101L100 159H98L97 157L95 156H90L89 152H83L80 149L81 146H79V149L75 148V149H68L69 147L63 145L62 147H60V145H58V148L56 149V151L54 152L53 151V147H52V154H49L47 157H46V162H43L41 160H37V157L36 156H33L32 160L29 162H24L22 161V164H24V167L27 169V171L31 174V176H33L32 178L28 179V175L27 174H24V175H21L20 176H23L22 178H19V177H13L14 175L12 174V170L14 171V173L16 172V169H18V166L16 165H8L7 167L5 168H1L2 171H5V172H8V173H11V178H10V183L5 185V187H9L11 188L12 190H15L17 191L18 193L30 198L29 200L27 199H24V201L26 200L27 202L29 203H34V200H46V201H51L54 205V209H55V213H58L59 215V212L60 210H58V206L60 205L59 204V201L61 200V198H63V195L66 194L68 191H69V185L71 186V188L75 191L73 193L70 194V197H71V200H73L74 204L79 207V206H85L87 204H92L90 205L89 209L86 208L84 213H85V220H77V215L79 214L78 211H77V214H76V217L75 219H72L71 217H68V214L67 213H61L59 216H62V217H65L71 221H74V222H79V224L82 225V227L85 228V226H83V222H85L87 225H88V221L91 223V226H88L90 228V231H93L94 234H96L97 236H101L103 235V237H105L108 233L112 236L109 238V240H111V242L108 243V246H102L103 247V250H105V252L107 253V257L110 259V260H113V256H118V253L116 249H121V244L119 242L118 246H115V242L113 241V239H116L117 240V237L116 235H114V231H115V228H114V225L111 226V223L109 222V218L108 217H104L106 215V212H109V211H112L114 208H116L118 206V202H119V199L121 200H125L124 197L127 196L128 198H126L127 200L128 199H131L130 198V193L131 191H136V192H142L144 190V186L142 184H138L134 189L131 187V186H128L127 189H120V187L122 185H124L123 183H127L128 181L126 182H122L123 180L121 178L117 179L118 176H119V173L117 172L118 170V165L117 163L115 162L116 160L119 161L118 159V151L121 148V145L119 144V142L117 141V138L116 137V140H112ZM126 138H128L126 136ZM172 138V137H171ZM242 138V137H241ZM257 138V137H256ZM261 138V137H260ZM65 139V138H63ZM97 139V138H96ZM103 139V137H102ZM100 139V140H102ZM113 139H115L113 137ZM125 139V138H124ZM123 139V140H124ZM129 139V138H128ZM127 139V140H128ZM182 139V138H181ZM254 139V138H253ZM61 140V139H60ZM94 140V139H93ZM138 140V139H137ZM260 140V139H259ZM258 140V141H259ZM264 140V139H263ZM107 141V140H106ZM158 141V140H157ZM180 141V140H179ZM190 141V140H189ZM188 141V142H189ZM210 141V140H209ZM28 143H33V142H37L36 141V137L32 138V139H29L27 141ZM102 142V141H101ZM208 142V141H207ZM262 141L260 140V143ZM98 143V142H97ZM137 143V142H136ZM220 143V142H219ZM225 143V142H224ZM259 143V142H258ZM124 143H122L123 145ZM128 144V143H127ZM135 144V143H132V145ZM156 144V143H155ZM179 144H181L179 142ZM95 145V144H94ZM125 145V144H124ZM149 145V144H148ZM154 145V144H153ZM186 145V144H185ZM184 145V146H185ZM225 145H228V144H225ZM256 145V144H255ZM142 146V145H141ZM145 146V144L143 145ZM142 146V147H143ZM152 146V145H151ZM156 146H159V144L155 145V148ZM181 146V145H180ZM238 146V145H237ZM104 147V146H103ZM110 147H109V150H110ZM260 148V146H258ZM96 148L99 149V152L102 148V146L99 147L96 146ZM95 148V149H96ZM128 148V146H127ZM130 148V147H129ZM227 148V147H226ZM249 148V147H248ZM251 148V147H250ZM37 149V148H36ZM36 149H32L31 151H29V154H32V153H40V151H37ZM68 149V150H67ZM87 149V148H85ZM96 149V150H98ZM125 149V148H124ZM184 149V147H183ZM228 149H229V153L231 152V149H236V147H234V145H231V146H228ZM67 150V151H66ZM260 150V149H258ZM264 150V149H263ZM85 151V150H84ZM104 151V150H103ZM127 151V150H126ZM131 151V150H130ZM129 151V152H130ZM136 151V150H135ZM142 151V150H141ZM167 151V150H166ZM164 151V155H165V152ZM195 151V150H194ZM134 151L130 152V154L133 156V160L135 161V163L133 164V168H134V174L136 173V168L137 166H139L144 160H145V157L143 154H140V155H137V154H132ZM155 152V151H154ZM163 152V151H162ZM185 152V151H184ZM235 152V151H233ZM243 153H245L244 151H242ZM249 152V151H248ZM256 152V151H255ZM96 153V152H94ZM108 153V152H106ZM106 153H104V155H107ZM175 153H178V152H175ZM27 152L26 151H22V157L25 158L27 156ZM40 154H44V153H40ZM109 154V153H108ZM121 154V153H120ZM194 154V153H193ZM230 154H236V153H230ZM17 155L19 156V153H17ZM123 155V154H122ZM122 155L120 157H122ZM159 155V154H158ZM161 155V154H160ZM195 155V154H194ZM237 155V154H236ZM245 155H247L245 153ZM255 155L257 156V154L255 153ZM262 155V154H261ZM96 156H97V153H96ZM101 156V155H100ZM103 156V155H102ZM166 156V155H165ZM164 156V157H165ZM192 157V155H190ZM221 156V155H220ZM83 157H87L88 159L87 160H84ZM124 157V156H123ZM161 157V156H160ZM167 157V156H166ZM240 156L237 155V158H239ZM259 157V155L257 156ZM261 157V156H260ZM260 157L258 158L259 160ZM185 158V157H184ZM236 158V157H235ZM250 158V157H249ZM251 158L252 155H251ZM262 158V157H261ZM128 159V158H127ZM154 159V158H153ZM161 159V158H160ZM166 159V158H165ZM164 159V160H165ZM186 159V158H185ZM184 159V160H185ZM194 159V157H193ZM263 159V158H262ZM129 160V159H128ZM156 160V159H155ZM242 160V158H241ZM0 161H4V163L6 162L5 160V157L3 156V154L1 153V150H0ZM127 161V160H126ZM147 161V160H146ZM150 161V160H148ZM202 161H205L202 160ZM209 161V160H208ZM206 160V162H208ZM247 161V160H246ZM253 161V160H251ZM250 161V162H251ZM254 161H256L254 159ZM264 161V159H263ZM85 162H87L85 164ZM122 163L124 161H121ZM155 162V161H154ZM226 162V161H225ZM262 162V160H261ZM106 163H109L105 166ZM127 162H125L126 164ZM165 165H166V161L164 162ZM205 163V162H204ZM121 165V163H119ZM177 164V163H176ZM197 164V163H196ZM198 164L201 165V163H199L198 161ZM203 164V162H202ZM213 164H214V161H213ZM230 164V163H229ZM251 164H254V163H251ZM194 165V164H193ZM205 165H207L206 163L203 164V166L205 167ZM222 165H225V163L223 162ZM244 165V164H243ZM257 164H255L256 166ZM122 166V165H121ZM125 166V165H124ZM122 167L125 168V167ZM177 166V165H176ZM202 166V167H203ZM221 166V165H220ZM253 166V165H252ZM251 168L253 169V167L255 168V166H253ZM130 167V166H128ZM132 167V166H131ZM130 167V168H131ZM142 166H140L139 168H141ZM163 167V166H162ZM166 167V166H164ZM179 167V166H177ZM199 167V165H198ZM209 167V166H208ZM214 167V166H212ZM211 167V168H212ZM216 167H219L218 165L215 166ZM227 167V166H226ZM231 167V165H230ZM239 167H242L239 166ZM188 168V167H187ZM191 168V167H189ZM201 168V167H199ZM210 168V169H211ZM232 168V167H231ZM231 168L230 169H227L226 171H230L229 173H234L232 176V178L234 177V175L236 176L235 172H231ZM236 167H234L235 169ZM238 168V167H237ZM128 169V168H127ZM158 169V168H157ZM180 169V168H179ZM204 170V168H202ZM218 169V168H217ZM223 169V168H222ZM146 170V169H144ZM214 170V169H212ZM244 170V169H243ZM257 170V166L256 168L254 169V171ZM104 171H106L105 173V176L103 175ZM124 171H126L124 169ZM132 171V170H131ZM161 171V170H160ZM159 171V172H160ZM181 171V170H180ZM200 171V170H199ZM198 171V172H199ZM206 171V170H205ZM211 171V170H210ZM236 171V170H235ZM239 171V170H238ZM237 171V172H238ZM248 173L251 171V169L247 170ZM246 171V172H247ZM129 172V171H128ZM144 172V171H143ZM146 172V171H145ZM186 172V171H185ZM208 172V171H207ZM214 172V171H212ZM216 172V171H215ZM218 172V170H217ZM245 172V171H244ZM252 172V171H251ZM250 172V173H251ZM130 173V172H129ZM139 173V172H138ZM183 173V172H182ZM193 173V171L191 172V174ZM200 173V172H199ZM222 173V171H221ZM225 173V172H224ZM222 173V174H224ZM241 173V170L239 171V175ZM16 174V173H15ZM123 173H121L120 175H122ZM137 174V173H136ZM142 174V173H141ZM184 174V173H183ZM189 174V173H188ZM190 174V175H191ZM207 174V173H206ZM214 175L213 173L210 172V175ZM218 174V173H217ZM103 176L101 179H93L91 177V179L89 180V176ZM147 175V174H146ZM189 175V176H190ZM196 175V174H195ZM195 175H192V176H195ZM199 175V174H198ZM208 175V174H207ZM226 175V173L224 174ZM19 176V175H17ZM148 176V175H147ZM160 176H163V175H160ZM201 175H199L198 177H200ZM230 176V175H228ZM227 176V177H228ZM255 176V175H254ZM135 177L137 176H134V177H130L129 178L131 180H133ZM142 177V176H141ZM146 177V176H145ZM186 177V175H185ZM196 176V178H198ZM2 178L3 176H0V181H1V185L3 186L2 184ZM61 179V181L58 183V179ZM152 179V177H150ZM191 178V177H190ZM202 178V177H201ZM238 178V176H237ZM239 178H243L242 176H239ZM254 178L255 177H252V179L249 178V180H253L254 181ZM84 179H86L88 182H89V185L87 184L86 181H84ZM125 179V178H124ZM137 179V178H136ZM150 179V180H151ZM222 179V178H221ZM228 179V178H227ZM147 180V179H146ZM145 180V181H146ZM193 180V179H191ZM208 180V179H207ZM216 180V179H215ZM225 180V179H224ZM104 181V183L102 182ZM136 181V180H135ZM140 181L137 180V182ZM154 181V180H153ZM198 181V180H197ZM196 181V185L197 182ZM209 181V180H208ZM148 182V181H146ZM150 183H152L151 181H149ZM255 182L257 181H254V183H252V186L256 185ZM149 183V184H150ZM160 184V180L158 182ZM189 183V182H188ZM194 185V182H192ZM202 183V182H201ZM200 183V184H201ZM246 183V182H245ZM167 184V183H166ZM199 184V183H198ZM146 185V184H145ZM162 184H160L161 186ZM202 188H203V183L201 184ZM88 186H91L95 189V192H92V191H88ZM111 186V187H110ZM158 186V185H157ZM165 185L163 184V187ZM169 186V185H168ZM186 186V185H185ZM199 186V185H198ZM206 186V185H204ZM248 186V185H247ZM251 186V185H250ZM249 186V187H250ZM259 186V185H258ZM110 187V188H109ZM232 187V186H231ZM245 187V186H244ZM243 187V188H244ZM255 187V186H254ZM254 187H252L251 189H253ZM263 187V186H262ZM146 188H147V185H146ZM159 188V187H158ZM161 188V187H160ZM189 188V186H188ZM201 188V189H202ZM212 188V186H211ZM214 188V187H213ZM120 189V190H119ZM181 189V188H180ZM179 189V190H180ZM190 189V188H189ZM200 189V188H199ZM208 189V187H207ZM224 189V188H223ZM256 189V188H254ZM186 190V189H185ZM203 190V189H202ZM241 191L239 192H242L243 190L240 189ZM259 191V189H257ZM256 190V191H257ZM163 190H161L162 192ZM172 191V190H171ZM211 191V190H209ZM213 191V190H212ZM211 191V192H212ZM227 191V190H225ZM235 191V189H234ZM245 191V190H244ZM243 191V192H244ZM249 191V190H248ZM183 192V191H182ZM190 192V191H189ZM207 192V190H206ZM236 193H238L237 191H235ZM254 192V190L252 191ZM11 193V192H10ZM124 193V195H123ZM134 193V192H133ZM185 193V192H184ZM205 193V192H204ZM226 193V192H225ZM139 194V193H138ZM142 194V193H141ZM208 195V193H206ZM143 195V194H142ZM173 195V194H172ZM191 195V193L189 194ZM192 195L193 197L195 196V193L192 192ZM199 195V194H198ZM197 195V196H198ZM235 195L234 192H228L227 194H224V192L222 191L221 188H217L216 189V192L215 194L211 193L209 194L208 196L202 198V205H209L210 204H213L211 203V201L213 200L214 204L217 205L218 207V204L219 205H224L229 207L230 205V210L231 211H236V209H234V207H232V205L234 204L233 202L235 200H233V196ZM79 196V200L76 199V197ZM244 196V195H243ZM258 196H259V193H258ZM136 197V196H135ZM190 197V196H188ZM238 197H241V196H238ZM260 197V196H259ZM134 198V197H133ZM138 198V197H137ZM135 198V199H137ZM235 198V197H234ZM175 199L177 200V196H175ZM190 200H188L187 203H189V206H193V200L191 198H189ZM194 199V198H193ZM201 199V198H200ZM20 200V199H18ZM154 200V199H153ZM233 200V201H232ZM245 200V199H244ZM126 201V200H125ZM160 201V199H159ZM157 203V201H155ZM201 202V201H200ZM247 202V201H246ZM128 203V202H126ZM238 203V202H237ZM8 204V203H7ZM199 204V205H200ZM213 204V205H214ZM249 204V203H248ZM131 205V204H130ZM161 205V204H160ZM159 205V206H160ZM13 206V205H11ZM40 206V205H38ZM201 206V205H200ZM199 206V208H201ZM37 207V205H36ZM41 207V206H40ZM216 207V206H215ZM243 207V206H242ZM39 208V207H38ZM246 208V207H245ZM77 209V208H76ZM139 209V208H138ZM203 209V208H202ZM224 209V208H223ZM1 210V209H0ZM5 210V209H4ZM26 212H32L33 211H27L26 209H24ZM80 210V209H79ZM144 209L140 210V211H143ZM209 210V209H208ZM229 210V209H228ZM239 210V209H237ZM9 210H7L8 212ZM13 211V210H12ZM145 211V210H144ZM170 211V210H169ZM200 211V210H198ZM97 212V213H95ZM168 212V211H167ZM193 212V213H192ZM207 212V211H206ZM205 212V213H206ZM212 212V211H211ZM220 212V211H219ZM20 213V212H19ZM35 213V212H34ZM204 213V214H205ZM238 213V212H237ZM1 214V213H0ZM42 214V213H41ZM53 214V213H52ZM101 216H100V215ZM203 214V213H202ZM215 213H211V214H208L206 215L205 217H200L199 215L196 217L194 216V211L192 209H190L188 211V215H186L183 220L181 218V221L182 223H175L176 225H169L168 226V232H169V236L167 239H164V243L160 245V243H158V239L155 243H151L153 244L152 246H149L148 245V248H147V242L142 244V243H136L138 241H135L133 240L132 241V244H134V246H138V245H141V249L139 251H141L140 253H144L145 255H147L146 258H144V260H148L151 264L155 263V264H183L182 263V258L180 257V251L182 248L184 247H188L189 246V243L187 244V241L188 240H191L193 242L196 241L195 237L194 239H191V238H188V233L190 231H196L198 229H200V227L204 224L205 227L207 226V235L205 238H197V240L199 239H202L204 242L206 243H210V244H214L217 249L220 247V252L219 253H215V257L217 260L216 263H212V264H224V261L228 262L227 258H225L223 256V253L221 251L222 248H224L227 244H230V249L237 254V261H240V254L244 251V246H243V241H239V237L235 236L234 234L233 235H228V234H223V230L220 231H216V229L219 226V218L218 220L215 221L214 225L211 227L210 225L213 224V220H212V216L214 215ZM218 214V213H217ZM233 214V213H232ZM236 214V213H235ZM240 214V213H239ZM111 215V214H110ZM216 215V214H215ZM220 215V213L218 214ZM230 215V214H229ZM8 216V215H7ZM43 216V215H42ZM37 217H40V214L39 216ZM123 217V216H122ZM125 217V215H124ZM146 217V216H145ZM235 217V216H234ZM36 218V216H35ZM108 218V219H107ZM130 218V216L128 217ZM165 218V217H164ZM30 219V216L28 218V220ZM34 219V218H33ZM174 219H177L176 217H174ZM217 219V218H216ZM238 219H240V221H238ZM31 220V219H30ZM164 220V219H163ZM232 220V219H231ZM37 221V219H36ZM114 221V220H113ZM117 221V220H116ZM135 221V220H134ZM157 221V220H156ZM155 221V223H156ZM228 221V220H227ZM235 219L232 220L231 222L229 223H234ZM237 223L239 224V226L241 227L242 226V221H243V218L239 215L237 217ZM264 221V219H263ZM32 222V221H31ZM120 222V221H119ZM145 221H143L142 223H144ZM164 222V221H163ZM223 222V221H222ZM154 223V225H155ZM203 223V224H202ZM249 223V222H248ZM261 223H263L261 221ZM202 224V225H201ZM223 224H226V223H223ZM222 224V225H223ZM228 224V223H227ZM226 224V225H227ZM236 224V223H235ZM237 224V225H238ZM143 227L146 226L144 224H142ZM141 225V226H142ZM149 225V224H148ZM147 225V226H148ZM225 225V227H226ZM135 226V225H134ZM140 226V227H141ZM15 227V226H14ZM56 227V226H55ZM54 227V228H55ZM118 227V226H117ZM156 227L157 228H160L158 224H156ZM204 227V226H203ZM222 227V226H221ZM224 227V226H223ZM231 228L233 227H237V226H230ZM29 228V227H28ZM57 228V227H56ZM125 228V227H124ZM130 228L131 227H126V229L124 230L125 232H127L129 235L132 234L131 231H130ZM148 228V227H147ZM216 228V229H215ZM238 228V227H237ZM264 228V226H263ZM178 229L182 230V231H186V232H182L181 234V238L180 240L177 239V243L176 244H168V241L171 240V238L175 235H177L179 233ZM205 229V228H204ZM239 229V228H238ZM252 229V228H251ZM36 230V229H35ZM39 230V229H38ZM58 230H60L58 228ZM123 230V229H122ZM227 230V228H226ZM235 230V229H234ZM133 231V230H132ZM157 231V230H156ZM202 231V230H201ZM206 231V230H205ZM206 231V232H207ZM57 232V231H55ZM60 232V231H59ZM123 232V231H122ZM134 232V231H133ZM142 232V231H141ZM167 232V233H168ZM40 235H43L42 231L39 232ZM159 233V232H158ZM225 233V232H224ZM234 233V232H233ZM258 233V232H256ZM255 233V234H256ZM65 234V233H64ZM121 234V233H120ZM127 234V235H128ZM143 234V233H142ZM198 234V233H197ZM31 235V234H30ZM45 235V234H44ZM69 235V236H68ZM126 235V236H127ZM186 235L185 237V241H183V236ZM239 235V234H238ZM39 236V235H38ZM67 236L69 237V239L71 238V241L73 240L76 244L78 243V245L76 247H72V246H68L66 247L65 246V249L67 250V253H66V250L65 251V254H70L72 256H75V260L79 263V264H86V261H87V264H99V259H94V258H91V257H88L90 255V244H88V242L86 243L85 241L82 240V238H79V237H75V236H72V234H67ZM122 236V235H121ZM133 236V235H132ZM140 236V235H139ZM166 236V234H165ZM40 237V236H39ZM124 237V236H123ZM128 237V236H127ZM135 237V236H134ZM153 237V236H152ZM155 237V236H154ZM191 237V235H190ZM125 238V237H124ZM133 238V237H131ZM140 238V237H138ZM246 238V237H244ZM261 238H264V237H261ZM83 239H86L83 237ZM128 239V238H127ZM130 239V238H129ZM162 239V238H161ZM205 239V240H204ZM3 240V239H2ZM145 240V239H144ZM147 240V239H146ZM145 240V241H146ZM245 240H248V239H244ZM142 241V240H141ZM144 241V242H145ZM73 242V243H74ZM84 242V244H83ZM171 242V241H170ZM249 242H253V241H249ZM125 243V242H124ZM247 243V242H246ZM254 243V242H253ZM72 244V243H70ZM256 244V243H255ZM2 246V245H0ZM183 246L181 249L179 247ZM206 246V245H205ZM249 246V244H248ZM251 246V245H250ZM203 247V246H202ZM257 247V244L256 246ZM2 248V247H1ZM89 248V249H88ZM190 248V247H189ZM241 248H243V251L241 250ZM260 248L263 249L264 248V242H261L260 243ZM28 249V248H27ZM64 249V248H63ZM150 249H154L156 250V252L152 251L153 253H148L147 251H149ZM194 249V248H193ZM24 249L22 248V251ZM88 250V252H87ZM200 250V249H199ZM202 250V249H201ZM209 250V249H208ZM139 251H136V249H129V250H123L121 249V255H128V252L130 253H136V252H139ZM192 251V250H191ZM189 252V251H188ZM194 252V251H193ZM172 253V254H171ZM228 253V252H227ZM252 253V251H251ZM194 254V253H193ZM257 254V252L255 253ZM259 254V253H258ZM113 255V256H112ZM134 255V254H133ZM22 256V255H21ZM62 256V255H61ZM110 256V257H109ZM253 254L249 255V258L252 257ZM255 256V255H254ZM259 256V255H258ZM34 257H35V254H34ZM32 256V258H34ZM43 257V256H42ZM262 255L260 253V257H256L254 259H256L258 261V264H262ZM120 258V257H119ZM135 258V257H134ZM192 258V257H191ZM5 259V258H4ZM3 259V260H4ZM31 259V258H30ZM14 260V258L11 259V262L12 263ZM39 261H36L35 259L32 260L33 264H50V263H46L45 260L47 259H43L41 260L38 259ZM53 260V259H52ZM234 260V259H233ZM45 261V262H44ZM137 261V260H136ZM214 261V260H213ZM212 261V262H213ZM236 260H234V263H235ZM23 262V260H22ZM112 262V261H111ZM114 262V261H113ZM194 262V261H193ZM231 262V261H230ZM243 262V260H242ZM16 263V262H15ZM14 263V264H15ZM116 263H118V261H116ZM190 264H192V262L189 261ZM233 263V264H234ZM1 264H3V262L1 261ZM28 264V263H27ZM113 264V263H111ZM149 264V263H148ZM228 264V263H226ZM263 264H264V261H263Z\"/></svg>",
    "mask_w": 264,
    "mask_h": 264
},
{
    "label": "snow or ice",
    "instance_id": "6c2138e0",
    "mask_svg": "<svg viewBox=\"0 0 264 264\" xmlns=\"http://www.w3.org/2000/svg\"><path fill=\"white\" fill-rule=\"evenodd\" d=\"M201 95H204V92H203V85L201 84ZM217 144H219V142L217 141ZM87 235L92 237L93 239H95V237H93L92 233L91 232H87ZM57 251H59V249L57 248Z\"/></svg>",
    "mask_w": 264,
    "mask_h": 264
}]
</instances>
